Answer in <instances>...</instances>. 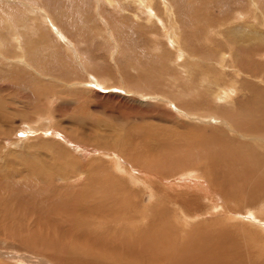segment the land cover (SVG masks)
Segmentation results:
<instances>
[{
    "label": "rangeland",
    "instance_id": "obj_1",
    "mask_svg": "<svg viewBox=\"0 0 264 264\" xmlns=\"http://www.w3.org/2000/svg\"><path fill=\"white\" fill-rule=\"evenodd\" d=\"M102 3L0 0V264H75L40 251L53 225L76 232L73 247L97 237L110 256L107 229L123 234L131 221L141 237L152 217L165 250L218 230L221 264H250L245 242L263 264L264 0ZM240 29L246 38H228ZM166 179L184 194L171 198ZM194 179L213 197L191 192ZM150 251L149 263L171 262Z\"/></svg>",
    "mask_w": 264,
    "mask_h": 264
},
{
    "label": "bare ground",
    "instance_id": "obj_2",
    "mask_svg": "<svg viewBox=\"0 0 264 264\" xmlns=\"http://www.w3.org/2000/svg\"><path fill=\"white\" fill-rule=\"evenodd\" d=\"M98 2H99V0H98ZM102 4H107V3H109L110 4V0H102ZM105 2V3H104ZM220 3V2H219ZM222 4V3H221ZM164 5V4H163ZM224 5V4H223ZM168 7V6H167ZM164 8V7H163ZM221 8V7H220ZM254 8V7H253ZM146 9V8H145ZM149 9V8H148ZM148 9H146V10H148ZM168 9V8H167ZM245 9L246 8H243V12L245 11ZM256 9V8H255ZM164 10V12H163V14H165V16H166V19L169 21V19H170V15H168V10H165V9H163ZM144 11V10H143ZM150 11V13L154 16V13L156 12L155 10L153 11L152 9H150L149 10ZM229 12V11H228ZM242 11H237V12H235V19L234 20H236V21H238V20H244V19H247V17L249 16V15H247L246 14V12L245 13H243ZM146 14H148L147 12H146ZM254 15V14H253ZM227 16V15H226ZM155 17V16H154ZM223 17V16H222ZM262 17V16H261ZM231 18V17H230ZM233 18V17H232ZM231 18V19H232ZM249 19H247L249 22H251L250 21V17H248ZM252 18V17H251ZM264 18V17H263ZM253 19V18H252ZM233 20V21H234ZM161 21V20H160ZM224 21H226V20H224ZM248 21H245V22H248ZM253 21V20H252ZM159 22V21H158ZM170 23V22H169ZM223 23V22H222ZM242 23H244V22H242ZM165 24V23H164ZM197 24V23H196ZM208 24V23H207ZM225 24V23H224ZM224 24H222L223 26H224ZM229 24V23H228ZM195 25V24H194ZM222 25H221V27L220 28H222ZM226 26H227V24H225ZM241 25V24H240ZM161 26V25H160ZM178 26V25H177ZM244 26V25H243ZM173 27V26H172ZM219 26H217V28H218ZM246 27V26H245ZM177 28V27H176ZM215 28V27H214ZM216 28V29H217ZM224 28H225V26H224ZM232 28V27H231ZM164 29V28H163ZM223 30V29H222ZM218 31V30H217ZM213 32V31H212ZM219 32H220V29H219ZM227 33H228V38H231V39H233V38H236V37H238V38H241V39H244V38H246L247 36H248V34L246 33V31L245 30H243V29H240V30H236V32H235V30H230V31H227ZM236 34H239L238 36H236ZM171 36L174 38V41H175V34L172 32L171 33ZM218 36V35H217ZM207 38V37H206ZM227 38V37H226ZM251 38V37H250ZM172 39V38H171ZM237 39V38H236ZM235 40V39H234ZM245 41H247V40H245ZM175 43H177V40L175 41ZM208 43H209V41H208ZM242 44H244V43H242ZM180 47V49H179V54H181V55H183L184 54V56H185V54H187L186 53V49H185V47H184V49H185V51H183V47L182 46H179ZM182 47V48H181ZM246 47V46H245ZM220 52V51H219ZM191 56H193V55H191ZM189 58H191V57H189ZM24 66V65H23ZM42 69H45L44 67L42 68ZM46 70V69H45ZM45 72V71H44ZM41 74V73H40ZM45 74H46V72H45ZM48 74H50V72L48 73ZM47 74V75H48ZM185 159H187L186 157H185ZM192 159V158H191ZM194 159H195V157H194ZM198 159V158H197ZM163 164V163H162ZM165 164V163H164ZM168 164H169V162H168ZM168 164H166V165H168ZM182 164V163H181ZM179 165V164H178ZM184 165H186V164H184ZM158 166V165H157ZM181 166V165H180ZM179 166V167H180ZM167 167V166H166ZM186 167V166H185ZM187 167H188V165H187ZM146 168V167H145ZM201 167H198V170L200 169ZM180 169H182L181 167H180ZM184 169V168H183ZM208 169V168H207ZM200 171V170H199ZM121 173V172H120ZM156 173H157V171H156ZM214 174V173H213ZM145 175V174H144ZM155 175V174H154ZM196 175V174H195ZM168 176V175H167ZM198 180L199 179H194V180H190V181H192L190 184H187V186L188 187H190V188H192V191L191 192H194V193H200V195H201V193L202 194H206L207 195V193H208V195L209 196H211V197H213V193H211V195L209 194L210 193V188L209 187H207L208 185H206L203 181H200V182H198ZM138 182V181H137ZM160 182V181H159ZM178 182V181H177ZM182 182V181H181ZM161 183H163V185L164 186H166L168 189H169V193L171 194V198H173L174 199V197L175 196H178L177 195V193L175 194V193H173L172 192V190H174V189H176V191L178 190V188L180 187H176L177 185H176V183H172V180L170 179L169 181L166 179V180H162V182ZM146 184V183H145ZM222 187V186H221ZM179 189H181V188H179ZM215 189V188H214ZM231 189V188H230ZM237 189V188H236ZM167 190V189H166ZM242 190H245V189H243L242 188ZM175 191V192H176ZM178 191H180V190H178ZM226 191V190H225ZM241 191V189H239L238 188V192H240ZM173 194H172V193ZM180 192H182V191H180ZM236 192V191H235ZM101 193V192H100ZM122 193V192H121ZM152 193V192H151ZM183 194H184V192H182ZM154 194V193H153ZM182 194V195H183ZM217 195H220L218 192L216 193ZM163 195V194H162ZM186 196L184 197V199L185 200H187V201H189L190 203H188V204H192V203H194V202H196L198 199H197V196L196 195H193V194H191V193H188V194H185ZM197 195H199V194H197ZM221 197V199H222V201H223V204L226 202V201H228L229 202V200H230V198L229 197H225V196H223V193H222V195H220ZM103 198V197H102ZM155 198V197H154ZM226 198V199H225ZM109 199V198H108ZM210 200V199H209ZM226 200V201H225ZM98 201V200H97ZM103 201V200H102ZM120 201V200H119ZM186 201V202H187ZM99 202V201H98ZM26 204V203H25ZM178 205V204H177ZM185 205V204H184ZM211 205V204H210ZM187 207V206H186ZM100 208H102L101 206H100ZM118 208V207H117ZM10 210V209H9ZM19 210H21V209H19ZM89 210V209H88ZM11 212V211H10ZM18 212V211H17ZM16 212V213H17ZM97 211H96V209L94 208V210L92 211V212H88V214H89V219L91 220V221H93L94 223H98L97 224V226L98 227H101V226H103V225H101V223H99V222H101L102 221V219H103V217H102V215L101 214H103V210H101V211H98L99 212V214H97L96 213ZM172 212V211H171ZM141 213V212H140ZM187 214V213H186ZM211 214V213H210ZM230 214V213H229ZM20 216V215H19ZM86 216V215H85ZM104 216V215H103ZM110 216V215H109ZM146 216V215H145ZM153 216V215H152ZM151 216V217H152ZM261 216V215H260ZM105 217V216H104ZM116 217H117V215H116ZM116 217H115V220H116ZM149 217V216H148ZM160 217H162V215L160 216ZM254 217H255V215H254ZM263 216H261V218H262ZM17 218V217H16ZM111 218H113L114 219V215L112 214V217ZM110 217L107 219V218H105V222L107 223V222H109V221H111V223H115V222H117V221H115L114 222V220H112ZM141 218V217H140ZM143 218L145 219V217L143 216ZM163 219V218H162ZM256 219V218H255ZM94 220H97V221H94ZM143 220V219H142ZM146 220V219H145ZM141 221L142 223L144 222H146V221ZM261 220L262 219H257L256 221H259L260 223H258L259 225L258 226H260V225H263L264 226V222H263V220H262V222H261ZM133 221V220H132ZM153 217H152V221H148V223H147V226H149V227H145V226H143V232H142V234H141V237H138V236H135L134 235V233H137L138 232V226L136 225V227H130L129 226V223L130 224H133V223H131V221L126 225V228L125 227H122L120 230H123V234H120L119 232H115L114 230L112 231V230H109V229H107L106 230V232H105V234H107L108 236H109V239H111L112 241H108L107 243H109V244H112V246L114 247V249L113 250H111L112 252L111 253H114V257H111V253H110V256H109V254H108V256H107V254L106 255H104V252H101V253H99V251H101L100 249H104L103 251H105V249H106V247H104V246H101V247H99L98 245H96V244H94L93 242H94V240H96L95 238H97V237H93L92 235L91 236H89L90 238H92V239H94V240H92V241H90L88 238H86V239H83V241L85 242V245L82 243L81 245L80 244H78V245H76V243H75V246L73 247V241L71 240V238L74 236H77L76 235V232H73V231H71L70 229L68 230L67 229V227H66V229H61V228H65L64 226L63 227H61L60 225H53V229L52 228H49V229H47L48 231V233H50V234H52L53 236H51L50 234V238H49V240H47V243H45V244H43V246H42V248L40 249V251H42V253H44L45 255H47L48 253V255H47V257H49L50 255H53V254H63L62 252L64 251V253L65 252H67V253H69L68 255V257H69V260H70V262H73V263H75V264H116V263H118V264H132L133 262H132V259L134 258L135 259V262H134V264L136 263H138V262H136V260H138V261H144V264H152V263H149V260H148V258H150L149 256H147L146 254H144L143 253V250H144V248H147V250L148 249H151V253H153L154 254V256L153 257H155L156 258V256L157 255H160L161 254V256L163 257V259H166V258H169L170 259V261L171 262H168V264H221V263H223L224 261H222L221 259H220V257H219V253H218V251H219V247H221L222 245H220L219 243H218V241H219V239L220 238H218L217 237V234L219 233L218 232V230L217 231H215V230H212V231H210V235L209 234H207L208 235V238H206V237H201V238H199V241L197 242V244H196V242H191L190 244L191 245H189V246H187V247H185V248H178L179 247V245L182 243H184V236H183V238H182V240H175L176 241V243H173L172 242V245H170V248H167V250H165V246L167 245V244H171V242H169V240L168 241H165V237H163V239H164V241H165V243H163L160 239H158V237L157 236H160L159 234H157L156 233V231H153L152 229H151V226L153 225ZM164 221V220H163ZM204 221V220H203ZM135 222V221H134ZM94 223H92V224H94ZM110 222H109V224H111ZM136 223V222H135ZM140 223V222H139ZM212 223H213V221H212ZM59 224V223H58ZM136 224H138V223H136ZM134 225V224H133ZM142 225H145V224H142ZM141 225V226H142ZM112 226V225H111ZM111 226H109V227H111ZM145 227V228H144ZM105 228V227H104ZM136 228V230L134 231V229ZM202 228V227H201ZM264 228V227H263ZM74 229V228H73ZM188 229V228H187ZM186 229V230H187ZM66 230H68V232H66L67 234L66 235H70V238H69V240H68V238H67V240L68 241H70V242H68V241H65V242H61L60 241V244H54V242L56 241H58V240H60L61 238H63L64 236H65V234H64V231H66ZM76 230V229H75ZM105 230V229H104ZM115 230H117V229H115ZM184 230V228L182 229L181 228V226H179V225H177V228L175 229V231L176 232H178L179 231V234L181 233V231H183ZM230 230H232V228L230 229ZM259 230H261V232H262V228L261 229H259ZM51 231V232H50ZM59 231H60V234L62 235H60L59 236ZM77 231V230H76ZM97 231H103V229H101V230H97ZM145 231H148L149 233H147L148 235H145L144 233H145ZM175 231H172V232H175ZM209 231V230H208ZM219 231H220V229H219ZM227 231H229V230H225L224 232H227ZM77 232H81V231H77ZM162 232H164V233H168L167 232V230H165V229H162V230H160V234L162 233ZM250 232H252V231H250ZM47 233V234H48ZM235 232H232L231 234L229 233V234H227V236H232V234H234ZM264 233V232H263ZM56 234V235H55ZM144 234V235H143ZM95 235V234H94ZM224 235V234H223ZM98 236V235H97ZM106 236V235H105ZM122 236V237H121ZM180 236V235H179ZM81 237V236H80ZM99 237V236H98ZM169 237V236H168ZM175 237V236H174ZM181 237H182V235H181ZM225 237V236H224ZM257 237V236H256ZM65 238H66V236H65ZM108 238V237H107ZM120 238H122V242H121V240H120ZM103 239V238H102ZM181 239V238H180ZM253 239H255V238H253ZM258 239V238H257ZM35 240H36V238H35ZM35 240H31L33 243H36L37 241H35ZM53 241V242H52ZM72 241V242H71ZM98 241V240H97ZM173 241H174V239H173ZM174 241V242H175ZM250 241V240H249ZM258 241V240H257ZM31 242V244H33ZM39 242V241H38ZM105 242V241H104ZM104 242L102 241L101 243H103L104 244ZM178 242V243H177ZM181 242V243H180ZM262 242H264V241H260V243L262 244ZM23 243V242H22ZM21 243V244H22ZM115 243L116 244H118V245H121L122 244V246L121 247H115ZM255 243V242H254ZM88 244V245H87ZM25 245V244H24ZM105 245V244H104ZM146 246V247H144V248H141V246ZM190 246H192L193 248H194V252H195V250H198V252H195V256L193 257H190V258H187V256L190 254L191 255V252H189V251H187L189 248H190ZM225 246V245H224ZM253 246V244L252 243H244L243 244V247L246 249L245 251H247V254H248V257H249V259H250V264H256L257 263V260L255 259V257H251L250 256V254L252 253V251H255V249L254 248H251ZM167 247V246H166ZM223 247V246H222ZM264 243L260 246V250L259 251H261V258H262V262L261 263H263L264 264ZM141 248V249H140ZM33 249H35V248H33ZM37 249V248H36ZM220 249H222V248H220ZM225 249V248H224ZM39 250V249H38ZM228 250H229V248H228ZM33 251H35V250H33ZM45 251H47V253L45 252ZM106 251H107V249H106ZM105 251V252H106ZM226 251V250H225ZM108 252V251H107ZM35 253H39V252H35ZM109 253V252H108ZM214 253V254H213ZM216 253V254H215ZM222 253V252H221ZM40 254V253H39ZM181 254V255H180ZM224 255H225V253H223ZM220 255H222V254H220ZM229 255V254H228ZM230 256V255H229ZM228 257V256H227ZM230 257H232V256H230ZM241 257V256H240ZM251 257V258H250ZM51 258V257H50ZM224 258V257H223ZM229 259V258H228ZM234 259H236V258H234ZM43 260V259H42ZM72 260V261H71ZM46 261V260H45ZM59 261V260H58ZM131 261V262H130ZM229 261V260H228ZM227 261V262H228ZM233 261V260H232ZM235 261V260H234ZM233 261V262H234ZM55 262V261H54ZM69 262V263H70ZM231 262V261H230ZM237 262V261H236ZM157 263H158V261H157ZM229 263V262H228ZM235 263V262H234ZM72 264V263H71ZM162 264H164V263H162ZM231 264V263H230ZM248 264V263H247Z\"/></svg>",
    "mask_w": 264,
    "mask_h": 264
}]
</instances>
